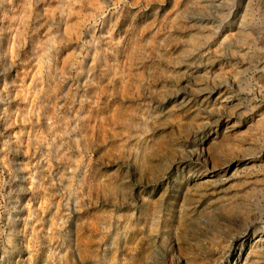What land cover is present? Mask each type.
<instances>
[{
  "label": "rangeland",
  "instance_id": "374dc122",
  "mask_svg": "<svg viewBox=\"0 0 264 264\" xmlns=\"http://www.w3.org/2000/svg\"><path fill=\"white\" fill-rule=\"evenodd\" d=\"M234 262L264 264V0H0V264Z\"/></svg>",
  "mask_w": 264,
  "mask_h": 264
},
{
  "label": "bare ground",
  "instance_id": "6f19581e",
  "mask_svg": "<svg viewBox=\"0 0 264 264\" xmlns=\"http://www.w3.org/2000/svg\"><path fill=\"white\" fill-rule=\"evenodd\" d=\"M206 6V5H205ZM221 34V33H220ZM222 36L220 35V38H221ZM225 37V36H224ZM230 37V36H229ZM221 42V41H220ZM219 45V44H218ZM261 151V150H260ZM240 247H243V242L240 244ZM240 249V248H239ZM239 259V255H237V258L235 259L236 261ZM234 264H235V262H234Z\"/></svg>",
  "mask_w": 264,
  "mask_h": 264
}]
</instances>
